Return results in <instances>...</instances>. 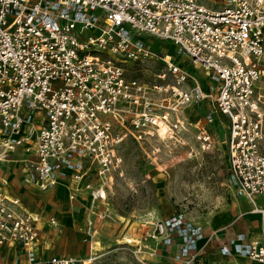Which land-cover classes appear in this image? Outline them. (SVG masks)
<instances>
[{"label": "built area", "instance_id": "built-area-1", "mask_svg": "<svg viewBox=\"0 0 264 264\" xmlns=\"http://www.w3.org/2000/svg\"><path fill=\"white\" fill-rule=\"evenodd\" d=\"M152 39L173 44L175 54L152 50ZM176 56L200 68L206 85ZM150 58L162 63L151 80L126 75L128 62ZM262 77L264 0H0V165L20 163L22 182L40 191L64 184L71 200L83 188L90 236L93 219L108 216L98 206L122 174V141L188 144L193 127L198 149L225 145L229 186L261 219L256 236L216 237L219 254L264 264ZM202 102V117L189 120L183 110ZM90 171L95 183L83 181ZM4 183L0 245L25 252L7 264L91 261V245L85 257L39 256L42 215L24 210ZM45 223L57 226L52 215ZM151 223L148 237L186 264L195 260L205 238L198 223L182 214Z\"/></svg>", "mask_w": 264, "mask_h": 264}, {"label": "rangeland", "instance_id": "rangeland-1", "mask_svg": "<svg viewBox=\"0 0 264 264\" xmlns=\"http://www.w3.org/2000/svg\"><path fill=\"white\" fill-rule=\"evenodd\" d=\"M165 44L152 39L150 48L159 52L165 49ZM167 45V51L175 54L173 44ZM125 66L127 76L147 81L162 63L150 58L128 62ZM187 68L192 70V65ZM259 85L258 91L264 95V77ZM194 112V107L183 110L186 117ZM221 132L219 128L218 133ZM193 134V127H188L184 135L188 144L157 137L136 141L128 135L119 146L122 174L113 176L107 188V201L98 206L107 208L108 216L98 224L93 219L90 236L78 228L83 217L72 214L75 205L81 212L85 203L54 200L51 194L30 188L20 192L22 201L27 209L43 214L44 219L53 214L59 216L62 234L48 235L54 251L89 254V246L93 245V258L88 264H186L174 257L169 246L147 236L152 230V221L173 214H182L205 230L202 247L195 260L188 264H226L230 257L216 252L211 232L215 231L217 236L238 231L252 234L260 222L249 204L229 186L225 145L218 140L213 149L202 151ZM12 182L18 185L17 179ZM85 236L87 241H83ZM17 251V247L9 250L12 256Z\"/></svg>", "mask_w": 264, "mask_h": 264}, {"label": "crops", "instance_id": "crops-1", "mask_svg": "<svg viewBox=\"0 0 264 264\" xmlns=\"http://www.w3.org/2000/svg\"><path fill=\"white\" fill-rule=\"evenodd\" d=\"M168 45L167 43L165 44V51L168 50ZM168 53H172L171 51H167ZM176 60L182 65L184 66L187 70L191 71L193 73L194 76H196V78L198 79V81L200 82V84L202 86L206 85V76L205 73L199 68L196 69V66L192 65V70L187 68V65H191L189 60L185 57H177ZM198 74V75H197ZM205 112V103L202 102L201 104H199L197 107H195V112L190 115V117L188 116L189 120L194 121L199 117H202L203 113ZM214 126L215 125H209L210 129L212 131H214ZM218 130V129H217ZM22 168L20 163L18 162H11V163H3L0 165V180L3 179L5 181L4 183V189L5 192L10 195V196H14V197H18L20 199L21 202V207L26 210V211H33V212H38L36 210H29L25 207L23 201H22V197L20 192H23V190L25 188H30L36 191H40L37 188H35L34 186L31 185H27L24 184L22 182ZM93 177V178H92ZM16 180L17 179V183L18 185L16 186L12 180ZM83 181H90L95 183L97 180L95 178V175L93 174L92 171H90L88 173V175H86L84 177ZM41 192H46L48 194L52 195V199L54 200H59V199H64L68 202H75V204L78 205H82V203H85L84 209L81 212H78L75 208L77 207V205L74 206L73 208V216L74 217H83V222L81 223V225H78V228L82 229V231L84 232L85 227H86V221L87 218L89 216L88 213V195L87 192L83 190V188H80L74 196V199H69L68 197V189L64 184H58L56 186H54L53 188L46 190V191H41ZM244 199V198H242ZM248 204L249 202L244 199ZM259 202H263L264 200L262 198H258ZM249 207L251 208L250 204ZM41 214V213H40ZM255 214L258 219H259V228L255 233L252 234H247L248 236H256L260 230L261 227V219L260 216L256 213ZM43 216V214H42ZM50 216V215H49ZM52 216H54L57 220V226H53V225H48L45 223L46 218H43V222L41 224V243L40 246L37 249V253L39 256L42 257H47L51 254H57V255H64V256H76V257H85L88 255V253H83L81 255L78 254H73V253H58L56 251H54V248L51 246V243L48 240V235L52 234L56 237H59L62 232H63V225L60 222V218L57 214H53ZM48 217V216H47ZM100 220H98L97 218L94 219V224H98ZM96 229V227H94V230ZM239 232V231H238ZM238 232H231L229 234H226L225 236H217V233L215 231L211 232V234H213V239L215 242V249L216 252H218L217 250V238L221 237V238H225L227 236H230L232 234L238 233ZM244 233V232H243ZM246 234V233H245ZM87 236L84 237L83 241H87ZM18 248V251L16 252V254H14L13 256L10 254L9 250L10 248ZM170 249L172 250V248L170 247ZM89 251V250H88ZM219 253V252H218ZM25 258V252L23 250V248H21L20 246L16 245V244H4V245H0V264H7L10 262H13L15 260H23ZM227 262H234L236 264H253L254 262L251 261L248 258L245 257H239V256H231L230 259L227 260Z\"/></svg>", "mask_w": 264, "mask_h": 264}, {"label": "bare ground", "instance_id": "bare-ground-1", "mask_svg": "<svg viewBox=\"0 0 264 264\" xmlns=\"http://www.w3.org/2000/svg\"><path fill=\"white\" fill-rule=\"evenodd\" d=\"M168 54H169V53H168ZM204 231H205V230H204ZM127 241H128V242H130V241H131V239L127 238ZM92 248H93V245H92ZM92 248H91V249H92Z\"/></svg>", "mask_w": 264, "mask_h": 264}]
</instances>
